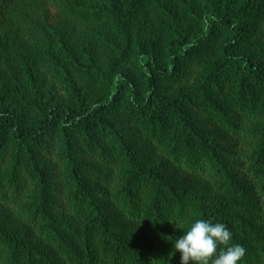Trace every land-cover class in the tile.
I'll return each instance as SVG.
<instances>
[{
    "label": "trees",
    "instance_id": "obj_1",
    "mask_svg": "<svg viewBox=\"0 0 264 264\" xmlns=\"http://www.w3.org/2000/svg\"><path fill=\"white\" fill-rule=\"evenodd\" d=\"M36 1L54 6L67 19L88 14L85 0ZM195 1L207 8L199 38L177 35L164 59L158 52L141 53L145 95L132 78L115 72L104 98L86 106L80 89L76 108L43 110L42 118L30 127L0 105V206L22 217L30 232L17 239L0 230V264H180L173 241L194 219L225 223L233 233L232 243L247 250L242 264H264V57L253 62L235 54L250 34L242 18L253 11V0L236 8L230 0ZM20 2L0 0V27L21 19ZM218 31L231 35L222 48L221 65L227 72L212 74L203 96L230 141L223 148L208 144L177 102L164 103L157 96L159 80L184 75L187 68L181 64L193 60L198 65V53ZM16 55L30 72V56L25 51ZM53 58L69 75V67ZM213 97L232 106L218 105ZM119 106L131 115L127 136L144 137L160 154L157 164L144 167L125 152L109 157L92 138L95 129L112 133L102 116ZM171 114L176 117L174 126ZM58 128L62 151L52 141ZM79 130L99 149L104 170L97 174L102 180L97 186L89 187L79 173L82 165L73 157L68 135ZM9 141L15 152L8 160ZM48 167L68 172L70 186L56 190L61 183L47 175ZM172 169L206 181L217 196L211 200L206 193L175 187L165 178ZM111 205L122 214L123 225L109 224Z\"/></svg>",
    "mask_w": 264,
    "mask_h": 264
},
{
    "label": "rangeland",
    "instance_id": "obj_2",
    "mask_svg": "<svg viewBox=\"0 0 264 264\" xmlns=\"http://www.w3.org/2000/svg\"><path fill=\"white\" fill-rule=\"evenodd\" d=\"M230 1L236 8L247 0ZM82 2L86 4L85 11L88 14L78 20H71L54 6L36 0H21V19L0 27V105L7 106L19 115L26 127L39 121L43 110L58 106L76 108L80 89L86 106L96 99L104 98L108 92L110 75L115 72L125 73L132 78L139 91L145 95L141 53L158 52L164 59L168 46L177 35H185L190 40L199 38L202 35L201 18L207 10L206 6L195 0ZM251 5L253 11L242 18L249 25L250 34L235 49V54L257 62L264 57V0H253ZM230 39L229 33L218 31L198 53L199 64L193 65L196 62L193 60L181 64L182 69L187 68L185 74L176 79H160L157 94L164 103L177 102V108L190 119L198 134L206 138L211 146L220 148L227 146L230 141L220 129L203 93L205 83L212 74L227 72L221 65L222 48ZM20 51H25L32 59L30 72L17 59L16 54ZM53 57L69 67V75L57 68ZM212 99L217 102L215 97ZM124 101L123 97L121 102ZM221 104L228 107L231 102L218 103ZM130 116L121 106L110 110L102 116V120L110 126L112 133L104 134L95 129L92 138L98 140L109 157L125 152L144 167L157 164L160 154L144 137L127 136L132 128ZM175 119V115H169V122L173 126L176 125ZM59 130H56L52 141L55 148L62 151L65 149ZM68 137L73 146V157L82 165L79 166V173L88 181L89 187L94 184L97 186L96 183L102 181L97 174L104 170L98 160L97 145L86 141L81 130L73 131ZM119 143H123L127 151L121 149L122 144ZM8 146L9 160L15 152V146L10 141ZM228 152L234 154L232 149ZM26 158L23 162L28 160ZM46 173L61 183L56 190L61 189L62 185L63 189L70 186L68 172H62L60 167H48ZM165 178L179 189L206 193L211 200L217 196L214 187H208L206 181L181 171L172 169ZM107 214L112 217L109 222L112 226L124 224L118 208L111 205ZM0 230L17 239L30 234L22 217L15 212L4 211L1 206ZM75 243L77 248L80 242ZM79 249H82L80 245Z\"/></svg>",
    "mask_w": 264,
    "mask_h": 264
},
{
    "label": "clouds",
    "instance_id": "obj_3",
    "mask_svg": "<svg viewBox=\"0 0 264 264\" xmlns=\"http://www.w3.org/2000/svg\"><path fill=\"white\" fill-rule=\"evenodd\" d=\"M232 239L225 223L194 219L173 241V247L180 253V264H242L247 250Z\"/></svg>",
    "mask_w": 264,
    "mask_h": 264
}]
</instances>
